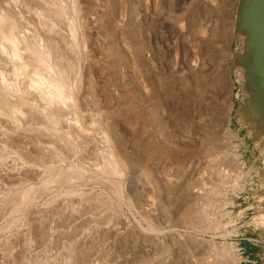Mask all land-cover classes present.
I'll return each mask as SVG.
<instances>
[{
    "label": "rangeland",
    "instance_id": "1",
    "mask_svg": "<svg viewBox=\"0 0 264 264\" xmlns=\"http://www.w3.org/2000/svg\"><path fill=\"white\" fill-rule=\"evenodd\" d=\"M239 2L0 0L27 54L0 49V264H246Z\"/></svg>",
    "mask_w": 264,
    "mask_h": 264
},
{
    "label": "water",
    "instance_id": "2",
    "mask_svg": "<svg viewBox=\"0 0 264 264\" xmlns=\"http://www.w3.org/2000/svg\"><path fill=\"white\" fill-rule=\"evenodd\" d=\"M235 19L234 38L240 45L231 69L240 79V99L234 115H240L241 128H264V0H240Z\"/></svg>",
    "mask_w": 264,
    "mask_h": 264
},
{
    "label": "flooded vegetation",
    "instance_id": "3",
    "mask_svg": "<svg viewBox=\"0 0 264 264\" xmlns=\"http://www.w3.org/2000/svg\"><path fill=\"white\" fill-rule=\"evenodd\" d=\"M238 103L236 108H238ZM240 115L234 117L235 124L240 125ZM242 134L246 135L247 144L254 153L260 171L256 178L250 184V192L247 193V199L244 201V208L249 209L250 229L242 237L246 244L245 255L247 256L246 264H264V128L259 127L243 128Z\"/></svg>",
    "mask_w": 264,
    "mask_h": 264
},
{
    "label": "bare ground",
    "instance_id": "4",
    "mask_svg": "<svg viewBox=\"0 0 264 264\" xmlns=\"http://www.w3.org/2000/svg\"><path fill=\"white\" fill-rule=\"evenodd\" d=\"M3 25L6 26L0 30V49L17 61L15 71L16 74L20 75V73L24 70V60L27 58V54L23 51L24 47L20 45V39L18 36H16L12 27L6 22H4L1 26ZM43 49L45 54L42 58V62L49 70L46 71L45 79L43 81H38L37 83L33 82L31 86L36 87L41 96L46 99L49 104H55L56 102H61V100L65 98V84L60 78V75L54 64L50 62V51L47 50V48ZM20 61H23V64ZM17 89H22L26 95H29L31 92L28 85H17ZM111 153L115 169L118 172H121L122 168L125 167H122V165L125 164H123L122 160L116 154H114V152L111 151Z\"/></svg>",
    "mask_w": 264,
    "mask_h": 264
}]
</instances>
